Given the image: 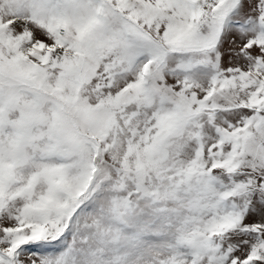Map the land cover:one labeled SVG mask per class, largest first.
I'll list each match as a JSON object with an SVG mask.
<instances>
[{"label": "snow or ice", "instance_id": "1", "mask_svg": "<svg viewBox=\"0 0 264 264\" xmlns=\"http://www.w3.org/2000/svg\"><path fill=\"white\" fill-rule=\"evenodd\" d=\"M0 264H264V0H0Z\"/></svg>", "mask_w": 264, "mask_h": 264}]
</instances>
